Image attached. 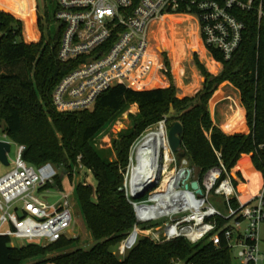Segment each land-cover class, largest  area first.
Wrapping results in <instances>:
<instances>
[{"label":"trees","instance_id":"trees-1","mask_svg":"<svg viewBox=\"0 0 264 264\" xmlns=\"http://www.w3.org/2000/svg\"><path fill=\"white\" fill-rule=\"evenodd\" d=\"M10 1L14 14L26 23L28 39H37V34L29 29L33 0ZM239 16L246 29L234 58L225 61L219 51L210 50L213 58L223 64L221 74H211L196 59L206 82L195 99H178L174 86L137 91L121 85L102 94L93 110L62 113L53 105V92L85 58L59 60L62 28L55 40L27 43L23 22L0 10V136L25 146L23 159L30 166L52 164L59 169L56 186L63 191L66 178L73 182L81 157L86 170L76 193L95 241L89 250L64 252L77 240L63 238L47 247H15L10 238L0 237V264H175L179 259L185 264H239L229 249L217 248L208 241L192 245L178 239L156 244L143 237L125 259H119L112 250L128 238L136 223L133 207L122 190L131 147L143 134L166 120L172 108L174 118L166 121L167 125L172 123L171 129L180 122L184 127L180 157L188 158L192 166L207 172L220 165L215 153L220 151L226 168L245 186L254 192L263 188L264 18L259 21L255 12ZM201 53L205 58L203 49ZM210 63L213 69H218L216 63ZM226 82L240 92L247 112L246 129L243 117L240 126L230 130H243L235 135H227L215 125L210 109L211 101L217 102L221 95L218 91ZM134 104L139 105L140 114L132 116V127L113 140V150L95 147L94 140ZM247 158L259 175L258 185L240 167V162ZM246 189L241 187L242 191ZM56 251L62 253L46 258Z\"/></svg>","mask_w":264,"mask_h":264},{"label":"built area","instance_id":"built-area-1","mask_svg":"<svg viewBox=\"0 0 264 264\" xmlns=\"http://www.w3.org/2000/svg\"><path fill=\"white\" fill-rule=\"evenodd\" d=\"M251 12L261 21L264 0H58L55 19L62 28L58 58L85 61L55 88L53 105L62 113L92 110L98 98L114 87L136 90L130 84H138L151 64V27L166 18L183 16L195 21L212 58L210 50L215 49L230 61L246 29L239 15ZM0 140L13 144L6 136ZM138 147L131 148L122 188L136 218L125 241L129 252L143 237L156 244L178 239L192 245L208 241L229 249L239 264H259L264 186L257 193L242 191L244 182L226 168L220 151H215L220 165L202 172L170 146L155 165L142 164ZM25 150L18 145L15 168L0 176V237L10 238L12 244L17 240L37 246L69 238L74 190L64 192L56 186L60 172L52 164L30 166L23 159ZM78 165L84 167L81 157ZM154 183L158 187L144 195ZM54 191L60 199L50 203L44 195ZM214 196L222 199L223 209ZM175 264L185 263L179 259Z\"/></svg>","mask_w":264,"mask_h":264},{"label":"rangeland","instance_id":"rangeland-1","mask_svg":"<svg viewBox=\"0 0 264 264\" xmlns=\"http://www.w3.org/2000/svg\"><path fill=\"white\" fill-rule=\"evenodd\" d=\"M33 2V11L30 14L31 26L29 27L32 32H35L37 34V39L33 40L28 39L26 32V23L24 20H21V18L14 14L11 9L10 0H0V10L8 14L14 15L17 19L23 22L24 39L27 43H37L42 40H46L47 42L55 40L60 29V25L55 19L58 9V0H33ZM196 26L197 24L195 21H193L189 17L183 16L169 19L167 23H164V25L156 23L154 26H152L149 34L151 61L149 70L146 75L141 78V80H138V84L130 85L134 86L137 91L167 88L169 89L174 86L176 88V94L178 99H195L196 95L203 90L204 84L206 82V78L202 76L201 71L196 66V59L198 58L199 61L207 68V70L215 76L221 74L223 70V64L218 63L214 58H212L209 53H207L206 50H204L205 47L201 44V41L199 39L198 28ZM198 46L200 49L195 48ZM201 49L205 51V58L204 54L201 53ZM211 61H216L218 64H220L218 65L217 70L213 69L210 63ZM218 93H220L221 95L218 98L217 102L214 103V99L211 101L210 109L212 116H214V108H216L215 112L217 120L218 118H222L220 116L221 110L224 111L226 116L225 118L234 116L235 114L236 118L240 116L244 117V111H242V109H239L241 111V115H238L237 113L238 106L241 105V95L240 92L234 86L226 82L221 85ZM189 105L191 106L192 103L189 102ZM139 114L140 107L138 104H134L128 110L118 116L114 121V125L111 126L104 133V135L100 137V141L96 142V144L98 145V149L112 151L113 140L118 138V135L121 132H124L131 128L133 123L132 116H137ZM177 114L178 113L176 112V115ZM243 117L241 118V120L243 119ZM171 124L172 123L168 125L165 124V126L163 124H159L151 128L133 144L134 149L138 147L140 143H142V141L147 135L152 132H157L161 135L162 138V154L164 150L169 149L168 135ZM239 124L236 127H239ZM232 129H228L227 126L228 131ZM0 139H3V137L0 136ZM96 144L94 145L96 146ZM17 153L18 144L13 143L12 151L9 155L10 166L0 164V176L7 174L15 168ZM115 158L116 156L114 155V159ZM240 167L245 173V175L248 176L249 180L258 185L259 175H257L253 171L251 159L247 158L242 160L240 162ZM57 170L60 171L59 169ZM85 170L86 168H81L80 165L78 169H75V177L73 182L69 178H66L63 182V186L65 188L64 192H72L74 190V193L71 197V207L73 212L74 223L71 228L69 238L77 240V243L74 244V246L64 252H72L79 248L89 250L95 244V241L92 237L91 231L88 228L81 204L76 193L77 186L80 182L83 181V172ZM92 183L94 182L92 181ZM44 196L47 197V200L50 203H55L60 199V195L56 191H54L52 194L47 193ZM246 196V193H244V199L246 198ZM213 200H215L216 204L223 209L221 198L214 196ZM260 237L261 260L259 264H264V224L260 228ZM125 241L121 242L112 249L114 254L119 259H125L128 255L129 251L127 250V243ZM12 245L15 247H19L23 244H21L20 241L16 240L13 242ZM47 246L49 245H42V247ZM61 253L62 251L52 252L46 255V258H52L57 255H60Z\"/></svg>","mask_w":264,"mask_h":264},{"label":"water","instance_id":"water-1","mask_svg":"<svg viewBox=\"0 0 264 264\" xmlns=\"http://www.w3.org/2000/svg\"><path fill=\"white\" fill-rule=\"evenodd\" d=\"M2 11V10H1ZM175 109H171V114L166 117V121H170L174 118ZM184 134V127L180 122H177L173 125V127L169 131L168 135V142L169 146L173 153L179 154L182 147V135ZM12 151V144L8 141L0 140V163L5 166H10L9 162V155ZM158 187L157 183L151 184L146 188V191L144 193L147 194L153 190H155ZM193 187L195 189H199L198 183H194ZM202 191L199 190V194H201ZM142 195L141 197H143ZM22 246H25L24 244Z\"/></svg>","mask_w":264,"mask_h":264},{"label":"bare ground","instance_id":"bare-ground-1","mask_svg":"<svg viewBox=\"0 0 264 264\" xmlns=\"http://www.w3.org/2000/svg\"><path fill=\"white\" fill-rule=\"evenodd\" d=\"M167 19V18H166ZM166 19L158 21L156 23L164 24L166 22ZM156 23H154L152 26H154ZM238 115H241V111L238 110ZM241 116L233 118L230 123L228 124V129H232L236 127L239 122H241ZM229 122V121H228ZM161 135L157 132H152L149 135H147L142 143L139 145V154H140V160L141 163L144 164L146 161L148 165L150 164H156L158 158L161 155ZM169 144V142H168ZM166 151V150H164Z\"/></svg>","mask_w":264,"mask_h":264},{"label":"crops","instance_id":"crops-1","mask_svg":"<svg viewBox=\"0 0 264 264\" xmlns=\"http://www.w3.org/2000/svg\"><path fill=\"white\" fill-rule=\"evenodd\" d=\"M197 27V26H196ZM198 33H199V30H198ZM199 39H200V41H201V38H200V36H199ZM201 44H202V42H201ZM202 46H203V44H202ZM204 50H206L205 48H204ZM207 51V50H206ZM208 53V52H207ZM213 60V59H212ZM213 62V61H212ZM214 63H216L217 65H220V64H218L216 61H214ZM239 109H242V111H244V122H245V126H244V130L246 129V126H247V112H246V109L243 107V105H242V102H241V105L240 106H238V110ZM238 110H237V112H238ZM216 108H214V116H212L213 117V120H214V123H215V125L216 126H218V127H220L223 131H224V133H226L227 135H235V134H237V133H239V132H241V131H243V130H240V131H235V132H230V131H228L227 130V126H228V124L230 123V121L235 117V115L234 116H231V117H228V118H225L226 116H225V113H224V111L223 110H219L220 111V116L222 117L221 119H219L218 118V120H217V118H216ZM243 117V116H242ZM229 121V122H228ZM241 123V122H240ZM240 125V124H239ZM234 129V128H233ZM3 139H4V137H3ZM245 188H247L246 190H250L251 192H253V193H257V192H254L253 190H251L250 189V187L249 186H244ZM245 191V190H244Z\"/></svg>","mask_w":264,"mask_h":264}]
</instances>
